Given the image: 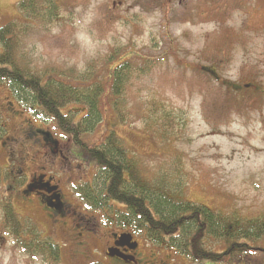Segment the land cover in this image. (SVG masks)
Returning <instances> with one entry per match:
<instances>
[{
	"label": "rangeland",
	"instance_id": "1",
	"mask_svg": "<svg viewBox=\"0 0 264 264\" xmlns=\"http://www.w3.org/2000/svg\"><path fill=\"white\" fill-rule=\"evenodd\" d=\"M21 1L0 0V28L21 18ZM119 2L122 7L114 10ZM63 3L56 22L48 29L36 26L25 48L42 71H96L89 83L103 85L102 121L86 138L102 144L113 131L147 176L181 175L190 202L225 214L238 210L247 219L264 217V90L232 87L245 82L264 86V0H172L169 6L163 0ZM116 52L133 65L124 123L117 121L113 108L110 74L118 63L101 67ZM204 68L219 78L203 73ZM68 111L74 113L76 122L87 113L78 105H70ZM29 128L43 130L76 158L72 166L55 174L79 215L73 216L75 221L70 219L71 232L57 239L62 250L60 264H111L105 256L109 232L122 235L128 231H122L120 224L113 227L110 218L115 215L87 209L79 193L74 202L67 195L76 194L77 187H87L86 181L93 176L99 193L105 187L104 176L55 122L39 109L30 112L8 84L0 83L1 168L7 165L9 140L15 138V147L18 150L19 146L26 163L24 174L39 170L45 154L40 150L39 134L28 136ZM111 206L124 209L118 202ZM15 211L27 218L22 206ZM90 229L96 232H87ZM135 240L145 264H212L195 263L173 248L150 244L143 235ZM1 242L0 264H45L23 251L2 247ZM251 244L264 248V237ZM251 258L239 264H264V254Z\"/></svg>",
	"mask_w": 264,
	"mask_h": 264
},
{
	"label": "trees",
	"instance_id": "2",
	"mask_svg": "<svg viewBox=\"0 0 264 264\" xmlns=\"http://www.w3.org/2000/svg\"><path fill=\"white\" fill-rule=\"evenodd\" d=\"M62 8L63 0L19 2L21 18L0 28V83L8 84L16 99L30 112L42 111L97 165L99 174L105 178V187L99 193L95 187L94 190L88 185L79 187L77 193L81 202L91 211L108 209L116 215L122 231L130 229L138 236H145L150 244L173 248L195 263H249L253 260L251 257L263 255L264 248H256L251 243L264 237V217L247 219L238 210L225 214L190 202L186 195L187 183L182 181L181 175L159 173L147 176L137 157L113 131L102 144L86 138L102 121L100 103L104 88L100 83L91 84L96 71H42L36 68L25 48L26 40L36 26L48 29L56 22ZM120 57L116 52L105 66H100L107 68L118 63L110 74L113 108L117 121L124 123L127 120L124 114L126 91L133 65L129 59L122 61ZM139 61L148 62L144 58ZM202 72L212 76L206 69ZM70 105L87 110L79 122L74 113L68 111ZM111 202L122 204L124 209L112 207ZM9 216L10 220L18 218L12 208H9ZM40 255L50 261L48 254ZM60 259L53 256L52 264H60Z\"/></svg>",
	"mask_w": 264,
	"mask_h": 264
},
{
	"label": "flooded vegetation",
	"instance_id": "3",
	"mask_svg": "<svg viewBox=\"0 0 264 264\" xmlns=\"http://www.w3.org/2000/svg\"><path fill=\"white\" fill-rule=\"evenodd\" d=\"M163 1L168 6L172 2V0ZM122 5L123 3L119 2L118 5L114 4L113 8L116 10L122 7ZM245 23L247 27L250 25L248 19ZM232 87L234 90L240 88L246 90H259L262 88L264 90V86L248 82L242 85L232 84ZM27 134L30 137L39 134V142L42 145V149L40 148V150L41 153L45 154V159L38 164V171L30 173L29 176L25 175L24 167H26V163L20 155L19 146L18 150L15 147L17 141L14 140L15 138L7 139V141L10 139L9 143L11 145L7 150L8 158L5 159L7 165L4 169L0 167V241H2V247L23 251L33 258L41 259L45 264H52L53 256L56 258L58 256L61 258L62 256L61 246L58 244L57 239H60L64 233L71 232L73 227L70 219L75 221L73 216H79L78 212L62 192V186L60 181H58L59 177L55 174L60 169H63L64 166H72V161L76 160V158L71 154L73 151H70V149L65 151L64 145L55 141L43 130L32 131L29 128ZM7 141L6 144L8 143ZM90 160L89 162L92 163ZM94 177L90 181H86L91 190H94L95 187ZM77 194L74 191L71 194L67 193L73 202ZM18 206H22L27 212V218H23L16 213L15 207ZM9 208H12L18 216L16 220H10ZM97 212L108 214L109 210L103 209L97 210ZM114 217L115 219L113 220L110 218L113 227L115 225L118 226L116 215ZM94 218L98 220L96 217ZM87 232L93 234L96 231L90 229ZM127 233L133 235V241L129 244L125 241H118L121 234L118 235L114 231L109 232L107 247L105 249L106 258L111 264H145L140 254L141 246L135 240L138 235L134 231H128ZM79 235L82 236V234ZM135 243L138 244L136 248H134ZM82 245V243L79 244L80 247ZM110 250L113 256L108 254ZM42 253L48 254L50 261L45 259V257H41L40 254Z\"/></svg>",
	"mask_w": 264,
	"mask_h": 264
},
{
	"label": "water",
	"instance_id": "4",
	"mask_svg": "<svg viewBox=\"0 0 264 264\" xmlns=\"http://www.w3.org/2000/svg\"><path fill=\"white\" fill-rule=\"evenodd\" d=\"M118 241H125L127 244H129V243H131V242L133 241V237H132V235H130V234H123V235H121V236L119 237ZM137 246H138V244L135 243V244H134V248H136ZM110 252H111V250L108 251V254H109L110 256H113Z\"/></svg>",
	"mask_w": 264,
	"mask_h": 264
}]
</instances>
